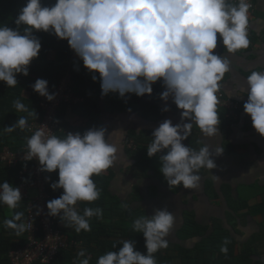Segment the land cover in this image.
Segmentation results:
<instances>
[{
  "label": "clouds",
  "instance_id": "obj_1",
  "mask_svg": "<svg viewBox=\"0 0 264 264\" xmlns=\"http://www.w3.org/2000/svg\"><path fill=\"white\" fill-rule=\"evenodd\" d=\"M251 8L250 0H55L51 7L43 6L42 0H27L15 20L16 30L0 26V82L14 88L17 74L29 75L28 68L41 51L34 31L66 40L84 67L99 75L102 95L150 96L152 85L163 81L166 90L160 99L167 103L171 97L181 120L175 125L165 120L152 132L147 155L152 158L165 153L159 158V171L170 188L199 189L200 170L215 169L213 154L220 156L224 151L215 142L221 123L217 93L231 70L230 55L250 45ZM218 35L229 55L215 54ZM92 79L97 77L93 75ZM246 82L247 91L240 90L238 84L233 85V91L237 98L247 95L244 112L264 137V71L252 70ZM32 88L49 102L56 98L44 79H37ZM14 108L36 118L20 100L14 102ZM194 125L213 141L211 145L205 143L196 150L183 143ZM17 129L31 131L28 117L20 116L3 131ZM106 133L101 127L61 138L47 126H40L27 138L25 159L38 160L42 172L58 171V182L50 186L53 191L62 189L63 194L47 202L48 215L58 217L76 233L91 231V218L103 217L101 208L85 207L81 212L78 205L92 204L100 198L93 177L118 160L120 149L111 142L112 133ZM213 178L219 179L216 175ZM21 199L19 188L0 183V205L15 210ZM174 225L175 216L167 208L154 209L151 216H139L132 228L143 235L147 254L136 251L133 240H121L117 242L119 250L101 255L97 264H157L154 254L168 248L167 237ZM4 226L19 236L30 231L32 223L25 222L24 213L17 211L4 220ZM229 243L223 241L222 253L227 254ZM77 258L78 264H90L91 258L83 249L77 252Z\"/></svg>",
  "mask_w": 264,
  "mask_h": 264
},
{
  "label": "crops",
  "instance_id": "obj_2",
  "mask_svg": "<svg viewBox=\"0 0 264 264\" xmlns=\"http://www.w3.org/2000/svg\"><path fill=\"white\" fill-rule=\"evenodd\" d=\"M250 26L253 31L252 45L230 55L232 67L225 74L223 82L225 95L242 105L240 118L238 121H228L218 108L221 123L215 142L222 145L224 151L220 156L213 154L215 169H202L199 172L202 177L199 189H184L182 186L170 188L159 171V158L155 161L157 173L152 171L147 176H138L136 161L128 148V135L132 131L138 134L148 132L152 136V132L165 120H171L173 125L180 123V111L171 97L167 103L162 101L160 104L162 110L165 107L169 110L164 111L165 116L159 122L149 123L130 111L103 112L99 121L103 122L106 135L112 133L110 140L120 149L115 165L102 173L111 178L109 193L113 198L108 204L124 210L125 214L131 209L126 218L134 214V221L141 215H153L154 209L167 208L175 216V225L167 237L168 248L162 250L170 255H177L180 248L192 251L191 264H214L210 236L215 234L235 240L237 254L251 249L253 264H264V137L255 131L251 118L244 112L247 95L237 98L233 91L235 84L239 85L240 90L247 91L246 77L250 72L264 71V0L256 1V12ZM218 55L229 54L223 48ZM74 58L82 61L75 53ZM101 105H105L104 101ZM68 121L71 125L77 123L76 117ZM192 130L200 147L213 143L195 125ZM183 143L190 146L188 140ZM213 175L219 179H214ZM30 194L35 197L38 190L32 187ZM85 204L82 202L78 205L81 211ZM106 218L103 223L112 225L110 215ZM124 222L121 228H132L128 220ZM59 226L66 233L72 231L61 221ZM198 227L206 230L205 235H194L199 232ZM122 237L117 235L119 239Z\"/></svg>",
  "mask_w": 264,
  "mask_h": 264
},
{
  "label": "trees",
  "instance_id": "obj_3",
  "mask_svg": "<svg viewBox=\"0 0 264 264\" xmlns=\"http://www.w3.org/2000/svg\"><path fill=\"white\" fill-rule=\"evenodd\" d=\"M26 3L27 0H0V26H8L10 29L16 30L15 20ZM54 3L55 0H42L43 6L51 7ZM23 27V25L20 26L21 32ZM33 35L40 40L41 51L38 58L31 62L28 68L29 75L25 77L17 74L18 84L14 88H9L4 82H0V154L10 145H14V147L10 146L13 151H21V144L27 143V138L30 137L28 130L20 131L17 129L15 132L5 133L4 128L14 125L20 116L28 117V127L33 122L43 119V97L35 93L32 88L37 79H44L48 82V91L51 94L57 90L59 83L64 78L70 76L74 87L73 92L83 100L76 105L63 104L58 109L57 121L63 132L59 131L56 135L61 138L64 134L67 135L68 131L82 134L89 129H98L103 112L113 114L130 111L149 123L159 122L164 118V111L160 107L162 102L160 95L164 91L163 81H158L152 85L150 96L138 97L135 94H125L124 97H120L118 93L111 92L108 95H102L99 75L89 72L82 61L75 60L74 52L70 49L66 40H60L54 34L42 31H34ZM217 41L218 43L221 41L219 35ZM93 75L97 77L95 81L92 79ZM16 100H20L29 111L33 110L36 118L35 116H28L27 112H17L14 108ZM102 101L105 103L104 106L101 105ZM73 117H76L77 123L71 125L68 120L71 121ZM151 140L152 136L148 132L138 134L132 131L128 135V141H133L135 144V149L131 150V154L136 161L135 168L138 176H147L152 171L157 173L155 161L160 158L161 154L159 153L152 158L148 157L147 146L151 143ZM188 141L191 148L199 150V141L193 130L188 137ZM21 169L22 167L9 169L0 165V183L8 182L13 187H17ZM49 175L51 182L46 190L48 202L59 198L63 194L62 189L53 191L50 186L52 183L58 182V171L49 173ZM28 179L30 181L31 178ZM93 180L100 191V198L92 204L86 203L81 209L83 210L85 207L101 208L103 217L100 219L91 218V231L89 232L76 233L74 230H69L68 232H71L67 236L70 242L75 241L80 245L78 247L72 246L61 252L54 264H73L74 262L76 264L78 262L77 252L81 249L85 250L87 256L91 258L90 264H97V260L101 255L108 251H118L121 245L117 242L121 240H133L135 250L141 254H147L143 235L133 231L132 228H121V225L125 223L124 221L128 220L133 223L135 215L133 214L127 219L124 210H118L108 204L113 198L109 193L111 178L101 174L94 176ZM17 211L24 213L26 221L27 205L25 201H21L15 210H9L6 205H0V264H10L9 253L23 247L26 243L25 233L17 236L14 230L4 226V220L11 219L14 212ZM107 215H110L109 219L112 220V225L103 223L107 219ZM52 219L57 227L60 219L58 217H52ZM198 229L199 232L194 235H205L206 230L204 228L198 227ZM117 235L123 237L119 239ZM210 237L212 238L211 245H213L210 251L215 255L214 264H253L251 249L237 254L235 240L233 241L232 238H221L217 234ZM225 239L230 241L227 254L220 251ZM154 255L157 264H191L189 261L193 259L192 251L182 248L179 249L177 255H170L166 250H160Z\"/></svg>",
  "mask_w": 264,
  "mask_h": 264
},
{
  "label": "built area",
  "instance_id": "obj_4",
  "mask_svg": "<svg viewBox=\"0 0 264 264\" xmlns=\"http://www.w3.org/2000/svg\"><path fill=\"white\" fill-rule=\"evenodd\" d=\"M256 1L250 0L252 4V8L249 11L248 27L250 45H252L253 38L250 20L256 12ZM217 45L214 51L216 54H221L224 48L222 42L220 41ZM224 80L225 76L221 82L222 87L217 93L220 101L218 108L223 111L224 117L228 121H238L240 112L242 111V105L238 100L231 99L225 95L223 91ZM73 88L71 77L67 76L59 83L57 90L54 92L56 98L52 102L47 101L44 97L42 98V107L44 110L43 119L29 125L31 131H28V133L30 136L40 126H47L53 134L61 131L57 121L58 109L63 104L76 105L83 101L82 98L75 95ZM68 133L75 134L76 132L68 131ZM10 146L14 147V145ZM10 146L6 147L0 154V165L9 169L22 167L17 188L21 191V201H25L27 205L25 222L29 220L32 223L31 230L25 232V245L9 253L8 258L10 264H54L61 252L72 246L78 247L80 244L75 241L70 242L67 236L68 233L59 225L56 227V223L48 215V209L46 207L48 195L46 190L51 182L49 173L40 171L41 166L38 160L33 159L28 161L25 159L28 152L27 143L21 144L22 150L19 152L13 151ZM128 148L131 150L135 149L133 141L128 142ZM28 177L31 178L30 181ZM32 187L38 190V194L35 197L30 194ZM38 211L39 214H37Z\"/></svg>",
  "mask_w": 264,
  "mask_h": 264
},
{
  "label": "water",
  "instance_id": "obj_5",
  "mask_svg": "<svg viewBox=\"0 0 264 264\" xmlns=\"http://www.w3.org/2000/svg\"><path fill=\"white\" fill-rule=\"evenodd\" d=\"M103 125H104L103 122H100V123H99V127H100V128L103 127ZM130 212H131V209H128L126 215L129 216Z\"/></svg>",
  "mask_w": 264,
  "mask_h": 264
},
{
  "label": "rangeland",
  "instance_id": "obj_6",
  "mask_svg": "<svg viewBox=\"0 0 264 264\" xmlns=\"http://www.w3.org/2000/svg\"><path fill=\"white\" fill-rule=\"evenodd\" d=\"M130 225H133L132 223H130Z\"/></svg>",
  "mask_w": 264,
  "mask_h": 264
}]
</instances>
